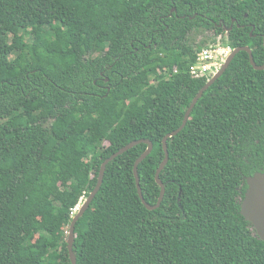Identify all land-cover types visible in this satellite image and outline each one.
Segmentation results:
<instances>
[{
  "label": "trees",
  "instance_id": "obj_1",
  "mask_svg": "<svg viewBox=\"0 0 264 264\" xmlns=\"http://www.w3.org/2000/svg\"><path fill=\"white\" fill-rule=\"evenodd\" d=\"M199 28L264 64V0H0V264H72L73 208L133 140L153 142L138 171L157 203L163 138L212 77L191 73ZM167 143L157 209L134 174L147 144L107 164L77 264H264L241 214L264 170V69L237 53Z\"/></svg>",
  "mask_w": 264,
  "mask_h": 264
},
{
  "label": "water",
  "instance_id": "obj_2",
  "mask_svg": "<svg viewBox=\"0 0 264 264\" xmlns=\"http://www.w3.org/2000/svg\"><path fill=\"white\" fill-rule=\"evenodd\" d=\"M228 31V29L226 30ZM240 51H247L250 55V61L251 64L254 66L255 69L257 70H263L264 69V64L258 65L253 56V52L250 46H239L237 48H234L233 51L230 53V55L227 57V59L221 64V66L214 72L212 77L206 82V84L199 90L197 95L194 97L192 100L190 106L187 108L184 119L182 124L172 132L166 134L163 138V148L165 151V158L161 162L157 172H156V182L160 185L161 192L159 199L156 204L152 205L146 201L143 195L142 187H141V182H140V176H139V171L138 167L139 164L146 158L148 157L151 152L153 151V142L149 139H138V140H133L124 147H122L120 150L112 154L110 157H108L106 160L101 165L99 175H98V181L95 186V188L90 192L88 197L84 200L83 204L81 205L80 209L78 212L73 216L72 222L70 224L69 228V233H68V238H67V247L70 255V259L72 264H77V257L74 252V241H75V229H76V224L79 218L85 213L87 208L90 206L91 202L99 192L103 181H104V175L105 171L107 168V164L118 157L119 155L125 153L129 149L133 148L134 146L140 144V143H145L148 145L146 151L139 156V158L136 160L135 165H134V174L136 178V184H137V190L138 194L142 200V202L145 204V206L150 209L154 210L157 209L165 196L166 193V185L165 183L161 180L160 178V173L162 170L166 167V165L169 162L170 154H169V149H168V139L170 137H173L177 135L181 130L184 129L186 126L188 119L191 115V112L193 108L195 107L196 103L198 100L202 97L204 92L226 71V69L229 67L230 63L234 59V57L239 53ZM247 181V189L244 195V198L242 199L241 202V214L251 222L253 225L256 234L258 237L264 241V170L262 171H257L253 175H250L246 179Z\"/></svg>",
  "mask_w": 264,
  "mask_h": 264
},
{
  "label": "built area",
  "instance_id": "obj_3",
  "mask_svg": "<svg viewBox=\"0 0 264 264\" xmlns=\"http://www.w3.org/2000/svg\"><path fill=\"white\" fill-rule=\"evenodd\" d=\"M231 46H220L217 48H202L198 52L197 62L192 66L191 73L193 75H208L218 69L219 66L227 59L232 52ZM79 204L73 208V214L77 213ZM69 230L66 231V234Z\"/></svg>",
  "mask_w": 264,
  "mask_h": 264
},
{
  "label": "rangeland",
  "instance_id": "obj_4",
  "mask_svg": "<svg viewBox=\"0 0 264 264\" xmlns=\"http://www.w3.org/2000/svg\"><path fill=\"white\" fill-rule=\"evenodd\" d=\"M45 26L47 27L48 25L46 24ZM32 38V36H28L27 41L32 40ZM188 41L194 47L201 46L202 48H217L222 46L223 42L226 41V36L225 34L216 35L212 30L199 28L190 32ZM214 72L211 74H214Z\"/></svg>",
  "mask_w": 264,
  "mask_h": 264
},
{
  "label": "clouds",
  "instance_id": "obj_5",
  "mask_svg": "<svg viewBox=\"0 0 264 264\" xmlns=\"http://www.w3.org/2000/svg\"><path fill=\"white\" fill-rule=\"evenodd\" d=\"M233 51V50H232ZM87 198V196L85 195V194H83L82 196H81V198H80V200H79V202L77 203V204H79V209H80V207H81V205L83 204V202H84V200ZM78 209V210H79ZM76 214V213H75ZM70 228V227H69ZM67 236H68V234H67Z\"/></svg>",
  "mask_w": 264,
  "mask_h": 264
},
{
  "label": "flooded vegetation",
  "instance_id": "obj_6",
  "mask_svg": "<svg viewBox=\"0 0 264 264\" xmlns=\"http://www.w3.org/2000/svg\"><path fill=\"white\" fill-rule=\"evenodd\" d=\"M227 27H224V30L226 31L227 29H226ZM211 75V74H210ZM213 75V74H212Z\"/></svg>",
  "mask_w": 264,
  "mask_h": 264
}]
</instances>
